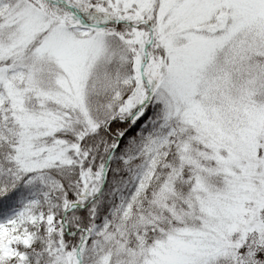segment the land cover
<instances>
[{"label": "snow or ice", "instance_id": "obj_1", "mask_svg": "<svg viewBox=\"0 0 264 264\" xmlns=\"http://www.w3.org/2000/svg\"><path fill=\"white\" fill-rule=\"evenodd\" d=\"M0 264H264V0H0Z\"/></svg>", "mask_w": 264, "mask_h": 264}]
</instances>
